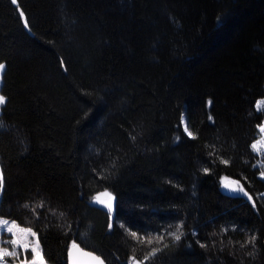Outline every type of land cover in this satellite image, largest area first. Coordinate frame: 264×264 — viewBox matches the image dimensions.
Segmentation results:
<instances>
[{
  "label": "trees",
  "instance_id": "16d2710c",
  "mask_svg": "<svg viewBox=\"0 0 264 264\" xmlns=\"http://www.w3.org/2000/svg\"><path fill=\"white\" fill-rule=\"evenodd\" d=\"M0 64V219L47 264H264V0H0Z\"/></svg>",
  "mask_w": 264,
  "mask_h": 264
},
{
  "label": "rangeland",
  "instance_id": "374dc122",
  "mask_svg": "<svg viewBox=\"0 0 264 264\" xmlns=\"http://www.w3.org/2000/svg\"><path fill=\"white\" fill-rule=\"evenodd\" d=\"M4 68L0 70V86L2 81V74ZM2 96V94H0ZM259 106V108H258ZM2 105H0L1 109ZM256 107L259 110H264V100H259L256 103ZM264 126V122L263 125ZM260 130V128H259ZM253 145H256V148H253ZM252 151L257 153L259 160L256 163L257 167L260 170L258 176L264 180V133L260 132L258 139L252 144ZM225 181V179H224ZM2 177L0 176V194ZM239 194H243L240 190ZM92 205H97L103 208L111 209L114 211V196L109 192H101L95 194L94 198L91 200ZM5 219H0V250H7L9 253H14L13 255L4 256L3 259H0V264H47L41 254V246L38 241L37 235L32 232L30 229H24L18 226L16 223L9 222ZM15 225L13 228L12 226ZM12 228V231L8 229ZM21 229L26 231H21ZM34 234V235H33ZM13 240H16L17 243L14 245ZM36 251H33V249ZM29 251V252H28ZM132 264H141L136 261H132Z\"/></svg>",
  "mask_w": 264,
  "mask_h": 264
},
{
  "label": "water",
  "instance_id": "95a60500",
  "mask_svg": "<svg viewBox=\"0 0 264 264\" xmlns=\"http://www.w3.org/2000/svg\"><path fill=\"white\" fill-rule=\"evenodd\" d=\"M225 187L231 194L237 190V185L234 181H227ZM68 254V264H104L98 254L84 250L79 244L73 245Z\"/></svg>",
  "mask_w": 264,
  "mask_h": 264
},
{
  "label": "snow or ice",
  "instance_id": "6c2138e0",
  "mask_svg": "<svg viewBox=\"0 0 264 264\" xmlns=\"http://www.w3.org/2000/svg\"><path fill=\"white\" fill-rule=\"evenodd\" d=\"M11 2L13 4H15L17 2V0H11ZM21 16H23V13L21 12ZM25 26L27 27V23L25 24ZM4 68V65L3 64H0V70H2ZM5 103V98L3 96H0V105H3ZM259 108V106H258ZM185 132H187V134L191 137L192 136V133L190 131H188L187 128H185ZM260 132L261 133H264V126H261L260 127ZM253 148L255 149L256 148V145H253ZM111 210V209H110ZM5 224L7 223V221L4 222ZM13 228L15 227V225L12 226ZM9 231H12V228H9L8 229ZM21 231H26V230H23L21 229ZM34 235V234H33ZM175 239L176 240H179L180 239V236L177 235L175 236ZM254 239V238H253ZM12 243L15 245L17 243L16 240H13ZM33 251H36V249L34 248ZM14 253H9L7 250H0V259H3L4 256H7V255H13Z\"/></svg>",
  "mask_w": 264,
  "mask_h": 264
}]
</instances>
